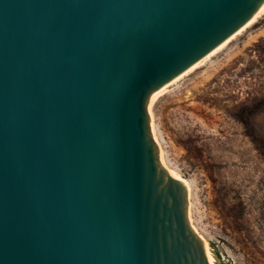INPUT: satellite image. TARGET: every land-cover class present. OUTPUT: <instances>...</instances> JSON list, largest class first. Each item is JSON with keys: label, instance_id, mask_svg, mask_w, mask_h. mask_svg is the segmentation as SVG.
I'll return each mask as SVG.
<instances>
[{"label": "water", "instance_id": "1", "mask_svg": "<svg viewBox=\"0 0 264 264\" xmlns=\"http://www.w3.org/2000/svg\"><path fill=\"white\" fill-rule=\"evenodd\" d=\"M263 4L0 0V264H213L146 106Z\"/></svg>", "mask_w": 264, "mask_h": 264}, {"label": "rangeland", "instance_id": "2", "mask_svg": "<svg viewBox=\"0 0 264 264\" xmlns=\"http://www.w3.org/2000/svg\"><path fill=\"white\" fill-rule=\"evenodd\" d=\"M229 40L146 106L149 136L214 263L264 264V13Z\"/></svg>", "mask_w": 264, "mask_h": 264}, {"label": "bare ground", "instance_id": "3", "mask_svg": "<svg viewBox=\"0 0 264 264\" xmlns=\"http://www.w3.org/2000/svg\"><path fill=\"white\" fill-rule=\"evenodd\" d=\"M264 13V4L259 8V10L256 12V14L241 28L242 30H244L245 28H247V27H249L258 17H260L262 14ZM241 29H239L237 32H239ZM236 32V33H237ZM235 33V34H236ZM234 34V35H235ZM234 35H232L231 37H233ZM230 37V38H231ZM229 38V39H230ZM229 39H227L226 41H224L221 45H219L216 49H214L211 53H209L208 55H209V57L210 56H212L213 54H215L216 52H218L219 50H221L230 40ZM207 55V56H208ZM207 56H205L203 59L204 60H207L209 57H207ZM203 59H201V60H203ZM200 60V61H201ZM199 61V62H200ZM203 62V61H202ZM201 64V62L200 63H196V64H194L192 67H190L189 69H187L184 73H182L181 75H179V77H176V79L174 80V81H172V83L170 84V85H172V84H174L175 82H177V81H179L182 77H184L186 74H188L189 72H191L192 70H194L197 66H199ZM170 85H165L164 87H162V88H160L159 90H157L156 92H154L151 96H150V98H149V101H148V104H147V111L150 113V108H151V105L153 104V102L155 101V99L167 88V87H169ZM152 131H153V129H152ZM161 153V152H160ZM161 156V155H160ZM160 156H159V158H160ZM163 159V158H162ZM160 160H161V158H160ZM161 163H162V160H161ZM164 164V163H163ZM163 164H161V165H163ZM165 168H166V166H165ZM167 169V168H166ZM167 171H168V173H169V175L170 176H172V177H174V178H176V179H179V180H181L176 174H175V172L174 171H172V170H170V168L169 169H167ZM182 181V180H181ZM183 182V181H182ZM184 183V182H183ZM185 184V183H184ZM188 191V190H187ZM202 238V237H201ZM203 240V239H202ZM203 243H204V246L206 247V249L208 250V248H207V245H206V243H205V241L203 240ZM208 252H209V254H210V256H211V258H212V263L214 264V259H213V257H212V255H211V253H210V251L208 250Z\"/></svg>", "mask_w": 264, "mask_h": 264}]
</instances>
